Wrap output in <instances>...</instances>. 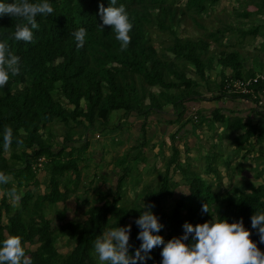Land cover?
<instances>
[{"label":"trees","instance_id":"obj_1","mask_svg":"<svg viewBox=\"0 0 264 264\" xmlns=\"http://www.w3.org/2000/svg\"><path fill=\"white\" fill-rule=\"evenodd\" d=\"M48 2L54 11L37 17L39 28L33 29L32 43L13 38L16 24L24 23L21 18L0 16V42L7 41L10 51L21 58L20 73L0 88V171L12 177L9 183L0 185L3 191L0 199V246L9 235H20L31 264H100L94 251L96 238L105 231L127 226V221L131 220L130 255H134L142 243L137 239L141 229L135 220L146 205H151V210L164 225L159 234L166 242L184 234L185 222L195 225L210 221L211 216L216 215V219L226 218L229 222L243 218L245 227L252 229V239L264 251V243H259V235L251 223L255 212H264V126L258 129L251 122L238 121L239 128H246V131L236 140L245 136L248 146L244 153V140H238L236 150L241 159L236 164L231 158L220 157L222 162L219 164L208 162L204 163L205 167L199 164L182 168L179 164L188 163L189 156L181 160L178 146L172 142L175 151L164 162L165 168H159V187L140 194L143 201L136 199L138 202L129 208L118 199L123 182L132 171V167L125 166L112 194L106 191L97 192L92 199L82 197L81 204L87 206L86 217L82 221L67 219L68 201L82 190L84 168L80 160L90 143L86 137L81 139L77 132L59 133L62 124L78 131L81 127L90 129L98 126L113 129L122 121L110 125L112 112H122V119L135 112L145 117L141 126L143 141L135 158L145 160L148 141L146 118L151 113H163L166 106L171 105L179 128L190 120L201 125L206 122L200 112H195L196 118H188L194 112L189 110V103L200 99L199 87L204 81L208 83L211 69L220 66L222 83L230 77L225 76L228 70L236 78L264 73V66L257 68L259 63L255 52H248L253 56V64L246 67L247 54L227 44V40L236 33H239V42L246 36L256 37L260 33V25L236 28L227 23L229 14H226L219 17V25L209 27L208 18L202 17L210 13L220 0H186L183 6L177 3L179 0H117L116 6L123 4L133 21L131 43L127 50L121 51V44L111 27L100 26L103 21L99 5L103 2L108 7L110 0ZM240 5H244V9H234L240 18L249 19L264 12V0H240ZM190 21L200 29V34L180 36L179 27L187 31ZM79 28L87 30L86 43L80 49L73 36ZM153 33L170 36L164 41L162 51L156 48ZM189 65L202 77L200 81L187 75ZM155 86L159 91H155ZM216 110L215 119L220 114ZM236 120L223 119L227 128H238ZM59 122L62 124L55 128ZM6 126L13 131V141L7 150L3 141ZM178 132L179 129L172 134L173 141ZM58 136H62L60 145L56 140ZM17 140L23 143L18 144ZM67 147H70L68 151ZM256 148L259 150L257 164L254 168H245L246 157ZM209 155L207 157L211 160ZM42 157L46 159L49 181L43 193H36L31 186L39 187L35 166ZM221 164L225 167L224 172L220 169ZM260 165H263L261 169ZM200 169L208 175L213 174L214 180L207 181ZM175 171L181 172L189 186L188 191L179 196L174 195L175 188L179 186L173 179ZM245 173L251 176H243ZM13 187L18 197L15 203L9 200ZM206 203L210 209L208 213L202 212ZM56 205L60 208L50 207ZM51 212L61 223L54 224L48 217ZM60 236L73 242L70 251H59ZM187 242L191 243V238ZM31 245H36L35 249ZM161 251L162 246L153 248L149 253L150 259L136 264H162Z\"/></svg>","mask_w":264,"mask_h":264},{"label":"rangeland","instance_id":"obj_2","mask_svg":"<svg viewBox=\"0 0 264 264\" xmlns=\"http://www.w3.org/2000/svg\"><path fill=\"white\" fill-rule=\"evenodd\" d=\"M185 1L186 0H179V2L177 3L183 6L185 4ZM236 7L239 8V10L244 9V5L243 6L240 5V0H220V2L214 7V9H212L210 13L204 14L202 18H208L207 25L209 27L212 25L213 26L219 25L220 24L219 17H223V15H226V14H229L227 23L230 25H233L236 28L248 29L254 24L260 25L261 27L260 33L256 37L246 36L244 41L239 42L240 40L239 33H236L235 35L230 37L229 40H227V44H229L230 48H237L243 51V53L247 54L245 55L247 57L245 59L246 67H252V64H253V61H252L253 56L248 54L249 51L255 52L258 57L259 64L257 65V68H259L260 66L262 67L264 66V50H263L264 12L261 14L252 16L249 19H245V18L237 17L235 15L234 9ZM199 31L200 29L192 21H190L187 24V31H183L181 30V27H179L178 33L180 36H183V37L185 36L193 37L195 35L200 34ZM169 39H170V36L168 35H163V34L160 35L158 33L157 34L153 33V41L156 45V48L160 51H162V45L164 44V41L169 40ZM168 54L169 56H172L171 53H168ZM216 67L217 69L220 68V66H216ZM191 69L193 70V66L189 65V69L186 70L187 75L190 78H193L194 80L200 81L202 77L197 72L195 73ZM215 69L216 68L214 67L212 69L213 71H210L209 73V77L211 81L213 80L214 82H216V80L219 79ZM260 69L263 71L262 68ZM215 86H217L216 83H215ZM210 87H213V84L210 85ZM155 91H159L158 86H155ZM210 92H211L210 89L206 90L204 93L205 96L210 97L211 96ZM192 105L194 104L189 103V106H191L189 110L191 109L194 112L190 113L188 118L190 116L195 115V110H197V107H198L196 105L194 106ZM168 108H170V111L173 110V107L171 105H168ZM167 112L168 111L166 112L164 111L163 113H160V114H158V112L151 113V119L153 120H151L150 124H148L146 128L147 130L146 134L148 137V141L146 142V144L149 150L147 148L145 149V155L147 157H146V160H143V161L141 160L139 161L135 158V154L137 153L140 147V143H142L143 141L142 130L140 129V126H139L138 136L136 135L133 136L131 133V130H129L131 126L128 125V120L126 118L125 119L121 118L122 112L114 111L111 113L110 118H109L110 125H115V124H118L120 121H122V124L120 126H116L113 129L110 126L106 128H98V127H102V126H98L96 128H90V129L81 127L78 131L75 128H71L69 125H67V127L64 126L61 122H59V124H55V128H59V125L62 124L59 133L73 134L77 132L78 136L81 137V139L86 137L90 143V146L83 153V156H82L83 158L80 160L81 161L80 163L85 165L84 166V176H83L84 178L82 181V190H80V193H77L78 195L77 197L72 196L70 200L68 201L69 209L67 212V219H75L78 221H82L83 219H85L86 217L85 210L87 209V206L84 207L81 204L82 197L88 196L90 199H92L94 198V195H96L97 192L99 193L106 192L103 190L101 186V177H102L101 170H104L105 169L103 168L104 165L106 164L108 165L109 162L110 163L112 162L111 165H108V169H109L108 172H110L109 177L112 178L111 184L116 183L117 176H119V174L123 172V169L125 168V166L132 167L131 173L128 174L127 179H125L123 182L121 196L118 198L119 200H122L123 205L125 207L129 208V207H133L138 202L136 201V199H139V201L141 202L143 201V196H141L140 194H145L149 190H155L159 187V184L161 182V181L158 182L161 179V177H157L159 168L154 169L155 173L153 174V171L150 169V167L152 168L156 165H159L163 169L165 168L164 162H166L170 154L175 151L173 146L171 147V142L175 143V145L178 146L177 149H179V153H180L179 156L181 160H184L187 156H189L187 160L188 163L179 164V166H181L182 168H186V167L192 168L199 164L202 165L201 167H205L204 163H208V162L219 164L222 162L220 157H225V156H227V158H232L234 164H236V162L239 161L240 153L237 150L230 151V150H224L221 148L222 145L220 143L222 140L220 139H222L223 137H226L229 131L228 130L224 132L221 131L219 135H217L218 140H216L214 138V135L217 133L216 131L217 129L212 130L211 121L208 119L206 123L210 124L211 127H208L205 125L200 126L201 125L200 123L190 120L185 126V128H187L190 125L189 128L185 130H183V128H178L179 126V123H178V126L176 127L173 126L172 128H170V132L168 136L165 135L163 138H161L160 136L163 134L161 133L159 127L156 129L155 121H157L156 124L159 125L158 122L160 118L170 119L174 113H171L170 115H168ZM135 119L136 118H134L133 121ZM148 119L149 118L147 117L146 121H148ZM143 121L144 119L142 120V122ZM225 121H227V118H225ZM225 121H219V123L224 124ZM212 122L214 123L213 120ZM140 123L141 122H139L138 124ZM174 123H177V122L174 121ZM133 127H135V125L132 126V128ZM208 128L211 130H208ZM178 129H179V133H178L179 135L176 137L175 141H173L171 136ZM98 134L99 136L97 137ZM243 137L245 136H242L240 138H243ZM253 138L254 137H251V139ZM56 140L58 144L60 145L62 143V136H58ZM159 140L161 141L158 142ZM164 140H166L167 147H164V144H165ZM217 142L219 144H215ZM127 143L129 145H133V147L131 148L126 147L124 150L122 147L121 149V146ZM158 144L160 146H156ZM180 144H182V146H180ZM69 149L70 147H67V151ZM99 151H101V153L103 152L104 159H105L103 163H100V162L95 163L94 154H96V156L99 157V154H98ZM122 151H123L122 153L123 156L120 157L119 154H121ZM252 153L253 155L249 154V156L246 157V160L244 162L245 168H249V167L254 168L255 163L257 164L256 158H257V155L259 154L258 148H256V150ZM8 154H9V151L6 152L7 156ZM207 154H210L209 156H211L212 158L211 160H210V157H207ZM215 155L217 157L214 160L213 158ZM237 158L239 159L237 160ZM92 159L94 162L92 161ZM43 167L44 169L40 170L37 165L35 166V171H36L35 177L38 180L39 187L31 186V188H33V190H35L36 193H43L46 190V183L49 181V174L47 172V167L45 163L43 164ZM116 168L120 169L119 174L117 173V175L115 173H112V171H115ZM220 168L223 172L225 171V167L223 166V164H221ZM201 169L204 170V168H201ZM201 169L199 170V172L201 174L203 173L202 175L205 177L207 181L214 180L213 174L208 175L206 174V172H202ZM250 173L251 174L254 173L253 169L250 170ZM243 176L250 177L251 175H249L248 173H245ZM104 177H108V175ZM173 179L179 184V186L175 188V194H174L175 196H179L182 192L188 191L189 186L188 184L185 183V180L183 179L180 171H175L173 173ZM89 180H94L92 183V186L90 185ZM262 180H264V178H262ZM140 181L143 185L142 189H138L140 188L138 187V183ZM260 181L261 180H259L258 182ZM149 184L151 185L147 186ZM225 185H227V183H225ZM139 186H141V184ZM104 189L108 190L107 194H112L115 190V187L111 185H104ZM2 193L3 191L0 190V199H1ZM9 200L12 202L11 198ZM93 201L94 200H92L91 202ZM50 207L51 208L55 207L56 209L60 208L59 205L50 206ZM213 216L216 217V215H212L211 220L213 219ZM48 217L51 218L54 224L61 223V221L56 218L55 213L53 212H51ZM130 222L131 220H128L127 225H129ZM78 223H81V222H78ZM59 238H60L58 241L59 251L61 253H66L70 251L73 247V242L68 241V239L65 238L64 236H60ZM30 247L32 249H35L36 245H31Z\"/></svg>","mask_w":264,"mask_h":264},{"label":"clouds","instance_id":"obj_3","mask_svg":"<svg viewBox=\"0 0 264 264\" xmlns=\"http://www.w3.org/2000/svg\"><path fill=\"white\" fill-rule=\"evenodd\" d=\"M117 5V0H110L108 7L103 2L99 5L102 18V28L110 26L116 39L121 44V51L127 50L131 43L130 35L133 21L126 7ZM54 11L48 0L31 3L29 0H14L12 3L0 0V16L9 15L21 18L24 23H17L13 38L25 43L34 42L33 29H38L37 17L48 15ZM77 48H83L86 43L87 30L79 28L73 33ZM21 58L11 52L8 42H0V88L6 86L12 76L20 73ZM4 148L7 150L13 141V131L10 127L4 130ZM22 144V140H17ZM12 177L0 171V185L7 184ZM9 196L15 203L16 189L13 187ZM153 206L146 205L135 224L141 229L137 239L142 243L134 255H130L131 224L105 231L94 242V251L100 264H136L137 261L150 259L149 253L155 247L162 246V264H264V251L258 242L252 239V229L246 228L243 218L236 222L228 219H213L207 222L191 224L185 222L184 234L173 237L167 242L160 235L164 225L151 210ZM139 210V209H138ZM202 212H210L208 203L202 206ZM252 228L257 230L259 243H264V212L254 213L251 217ZM191 238V243H188ZM0 264H31V258L26 255V249L20 235H9L0 246Z\"/></svg>","mask_w":264,"mask_h":264},{"label":"crops","instance_id":"obj_4","mask_svg":"<svg viewBox=\"0 0 264 264\" xmlns=\"http://www.w3.org/2000/svg\"><path fill=\"white\" fill-rule=\"evenodd\" d=\"M215 68H216L215 70H216V73H217V76H218L219 79H217L216 82H214L213 80L211 81L210 77L208 76L209 77L208 83L204 81L199 87V90L202 93L200 99H198L195 102H190V103H193L194 105L198 106L197 110L195 111V112H197V114H198V112H200L206 118V121H207V119L211 121L212 130L217 129L216 130L217 133L214 135V138L216 140H218L217 139V135H219V133L221 131L222 132H224L226 130L229 131V133H228V135L226 137H223L222 139H220V140H222L221 143H220L222 145V147H221L222 149L230 150V151L236 150V147L239 146L238 145L239 144L238 140L240 141V139L241 140L243 139L245 147H244V149L242 151L244 153H246V146H248V143L245 142L246 138H240V139L236 140V137L238 135H241V134L245 133V131H246V128H244V129L242 127L239 128L240 125H238L239 124L238 121L241 119L242 122H247V121L251 122V123L255 124L258 127V129H261L262 126H264V109L259 110L254 105L253 101H251V100H249V99H247L245 97H241V96L234 97L233 95L232 96H227L225 94L224 90H223V83H224V82L222 83L223 77H221V73L219 72L221 70V68H219V69H217V67H215ZM210 71H213V70L211 69ZM229 71L230 70L226 71L228 73L225 76L233 77L232 75L229 74ZM257 73H261V72H257ZM215 83L217 84V86H215ZM212 84H213V87H210V85H212ZM208 88L211 90V93H210L211 96L210 97H206L205 94H204L206 90H209ZM194 105H192V106H194ZM166 108L167 109L165 110V112L168 111L167 112L168 115H170L171 113H174V110L170 111V108H168V105L166 106ZM216 109L219 110L220 114H219L218 118L215 119V113L217 111ZM158 114H160V113H158ZM224 117H226L227 119H233V118L237 119L234 122L237 124L235 126H238V128H234V127L227 128V127H225V124L219 123V121L221 119H222V121H223V119H225ZM134 118H136V119L133 121ZM148 118L149 119L147 121V124H150L151 120H153V119H151V115H149ZM143 119L145 120V117L139 116L135 112L130 114L129 117L127 118L128 125L131 126L129 128V130H131V133H132L133 136H135V135L138 136V134H139V128L138 127L140 126V129H141L142 123L144 122V121L142 122ZM175 119H176V116H174V114H173V116H171L170 119L160 118V120L158 122L159 125H157L156 124L157 121H155L156 129L159 127L161 133L163 134V135L160 136L161 138H163L165 135L168 136V134L170 132V128H172L173 126L174 127L178 126V123H174ZM212 120L214 121V123L212 122ZM139 122H141V123L138 124ZM175 122H177V121H175ZM205 123H203L200 126L205 125V126L211 127L210 124H208V123L205 124ZM134 125H135V127L132 128V126H134ZM185 126L183 127V130H185V129L190 127V125L187 128H185ZM178 128H179V126H178ZM202 128H204V127H202ZM208 130H211V129L208 128ZM161 140H159L158 142H160ZM214 140H213V142H214ZM164 142H165L164 147H167L166 140H164ZM172 144L173 143L171 142V147H172ZM215 144H219V143L217 142ZM156 146H160V145L158 144ZM180 146H182V144H180ZM122 147H123V150H124L126 147H128V148L133 147V145H129L127 143V144H123L121 146V149H122ZM122 153H123V151L121 152V154H119L120 157L123 156ZM98 154H99V157H97L96 154H94L95 163H99V162L103 163V161H105L103 152L101 153V151H99ZM250 155H253V153L250 154ZM42 158H44V157H42ZM224 158L228 159L227 156H225ZM238 159L239 158H237V160ZM240 159H241V156H240ZM45 161H46V159H45ZM92 161H93V159H92ZM44 163L45 162H43L42 166L39 168L40 170L44 169V167H43ZM111 163L109 162L108 165H111ZM80 165H82L83 168L85 166L84 164H81V163H80ZM108 165L107 164L104 165L103 168H105V169L101 170V175H102V177H101V186H102L104 191H108V190L104 189V185H111V186L115 187L116 183H117V179H118V176H117L116 183H112L111 184L112 178L109 177L110 172H108V170H109L108 169ZM261 167H263V165L260 166V169H261ZM157 168H161V166L156 165V166H154L152 168L150 167V169L153 171V174L155 173L154 169H157ZM119 171H120V169L116 168L115 171H112V173H115L117 175V173L119 174ZM107 175H108V177H104V176H107ZM83 176H84V170H83ZM95 176H96V174H95ZM89 181H90V184H91V183H93L94 180H89ZM113 184H115V185H113ZM140 184H141V186H139ZM47 187H48V182L46 183V188ZM138 187H140L138 189H142L143 185H142L141 181L138 183Z\"/></svg>","mask_w":264,"mask_h":264},{"label":"built area","instance_id":"obj_5","mask_svg":"<svg viewBox=\"0 0 264 264\" xmlns=\"http://www.w3.org/2000/svg\"><path fill=\"white\" fill-rule=\"evenodd\" d=\"M223 90L227 96L237 94L253 101L259 110L264 109V73L249 77H227L223 83ZM196 116L194 115V118ZM44 161L45 159L41 158L37 166L40 168Z\"/></svg>","mask_w":264,"mask_h":264}]
</instances>
